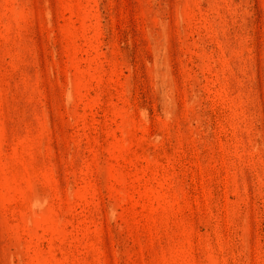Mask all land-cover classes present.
<instances>
[{
  "label": "rangeland",
  "instance_id": "374dc122",
  "mask_svg": "<svg viewBox=\"0 0 264 264\" xmlns=\"http://www.w3.org/2000/svg\"><path fill=\"white\" fill-rule=\"evenodd\" d=\"M0 264H264V0H0Z\"/></svg>",
  "mask_w": 264,
  "mask_h": 264
}]
</instances>
